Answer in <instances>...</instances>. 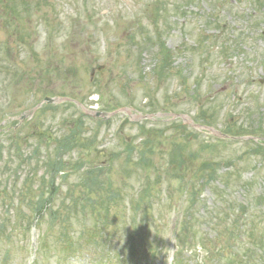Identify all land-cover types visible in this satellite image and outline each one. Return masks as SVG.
Returning a JSON list of instances; mask_svg holds the SVG:
<instances>
[{
  "label": "rangeland",
  "instance_id": "374dc122",
  "mask_svg": "<svg viewBox=\"0 0 264 264\" xmlns=\"http://www.w3.org/2000/svg\"><path fill=\"white\" fill-rule=\"evenodd\" d=\"M1 1L0 188L15 181L22 198L44 199L45 164L65 127L80 124L86 145L61 154L66 176L55 181L54 209L71 213L68 242L46 211L34 221L25 202L0 203L5 235L16 229L0 236V264H229L234 252L238 263L264 264V149L255 146L264 143V3ZM96 97L102 117L90 115ZM13 147L27 164L18 168ZM89 175L104 188L91 191ZM75 201L97 213L58 209ZM232 207L243 217L226 224ZM229 224L237 236L221 256L213 248Z\"/></svg>",
  "mask_w": 264,
  "mask_h": 264
},
{
  "label": "trees",
  "instance_id": "16d2710c",
  "mask_svg": "<svg viewBox=\"0 0 264 264\" xmlns=\"http://www.w3.org/2000/svg\"><path fill=\"white\" fill-rule=\"evenodd\" d=\"M252 1H254V3H256V4L264 3V0H252ZM0 2H2V1L0 0ZM13 9L14 8H11L10 10H13ZM167 54L168 53H164V55H163V56H165L166 59L168 58ZM68 104H70V103H68ZM50 107L51 106L49 105V106H46L44 108H50ZM56 108H57V106H56ZM200 114H198V115L200 116ZM202 117L204 119L205 116H202ZM204 122L206 124L209 123V121L207 119H204ZM81 125H82V123H81ZM79 127H80V124L77 125V126H74V129L65 127L64 133L62 135H59L58 140L56 141L55 145L53 144L51 149H50V150L55 151L58 155H57V157H55V159H52L53 160L52 162H50V163L47 162L45 164L46 165L45 166L46 174L49 175L48 176V180H49L48 183L49 184H48V192H47V195H46V197L44 199H41L42 196H40V197L37 198L36 202H34V200H32L31 197L30 198H22V196H24L26 194V190H25L24 187H18L17 182H15V181H13L12 185L9 184L8 186H5L3 189L0 188V203H1L3 208L8 210V209H11L13 206H15V207H17L19 209L20 206L23 207L19 203L25 202V204H27V206L25 205V207L28 208L27 209L28 211H30L31 213L34 214L35 219L36 218H40L42 216L43 212L46 211L47 214L51 217L52 222H54V223L58 222V224L61 225V228L59 229V233H60L61 237L63 238L62 239L63 242H68L69 231H70V229L68 227L71 225V221H70L71 218H69L68 215L70 216L71 213L67 212L66 214H61L59 210L54 209V204H52V201H53L54 194L58 191V186L55 185L56 179L58 178L59 175L61 177H65L66 176L65 175L66 167H65L64 160L61 157V154H63V153L70 154L72 152V148L73 147H75V149H76L79 146L80 147H84L86 145V143L82 142V140L79 139V138H81V129ZM258 129L261 130V132H262L261 134L264 136V129H261V127H259ZM228 132H229V129L225 133H228ZM244 133L245 134H250V133L253 134V131L246 129L244 131ZM218 140H220V139H218ZM14 142L15 141L13 139V144H14ZM39 144L40 145L42 144V142L40 140H39ZM45 144H48V143L45 142ZM181 145H179L176 148V150H178L180 147H182ZM255 146L257 148L264 149V143H262V142L255 143ZM14 150H15L14 157L18 161L17 165H19L18 166V168H19L20 165L27 164V162L30 160V157L32 159L33 158L34 159L37 158L38 144H34V146L30 149V154H29L30 157H28L26 160L22 159V156H21L22 154L19 155L20 152L17 150V147L14 148ZM45 150H47V149H45ZM140 153H141V156L139 157V160H141V158H142V156L144 154V151L141 150ZM250 154L254 155V152L250 153ZM47 157H50V152L47 153ZM76 161L78 163H77V166L75 167V170L80 167L82 158L78 157ZM206 164L207 163L204 162V166ZM90 168L91 169L86 168L87 169V173H92L94 171V169L98 168V166L91 165ZM13 170L16 171V168H14ZM202 170L203 171L205 170L204 167H203ZM9 173L10 174H8V175L10 177H12L11 172H9ZM213 173H214V171L209 173L207 181L213 179ZM85 178H86V175L84 174V176H82V180H85ZM88 178H92V183H93L92 187H93V189L91 188L90 189L91 191H95V190L97 191L99 189L104 188L102 186V184H101V178L98 175H89ZM97 178L100 180V184L99 185L98 184L96 185ZM197 191H198V189H196V195H198ZM114 196H115V194L112 192L111 195L107 196V198L109 200L111 198H114ZM10 198H15V202H17L18 204L17 205L13 204L14 201L11 202ZM140 199L141 200H139V201H142L145 198L140 197ZM108 200H106V204H107V208H110L109 207L110 202ZM135 203L136 204H135L134 209L136 210L138 207H140V203L139 202H135ZM94 204H96L98 206L102 205L101 201H99V200H94ZM88 207H90L92 213H97V211L93 210L91 208V206H87L86 202H84L83 204H80L79 201L73 202V204L71 206L69 205V206L65 207V205H63L62 207H58V209L61 210L63 208H66V209L71 208V212H72V210H74V208H75V210L73 211L72 215H74L75 218H78L79 217L78 214H83L84 215L86 213V210L88 209ZM8 213H9V211H8ZM13 213L15 214V211ZM217 216H222V215H219L217 213ZM227 216H228V219L225 220L226 224L229 223V222H230V224H233V223L235 224V223H237L238 221H240L242 219L243 214H238L236 212L235 208L232 207L231 212H228ZM229 217H231V219ZM78 221H79V219H78ZM222 221H223V218H222ZM24 222H25V219H23L21 217L18 218V223L19 224H22ZM7 223H8L7 220H5L4 218L0 219V236L4 235V238L8 237V234L5 235V230L6 229H4V225L7 228ZM230 224L227 226L228 230H225V232H224L225 236L221 237L222 239L218 238L219 242H220V246L217 247V248H215V247L213 248V252L214 253L220 252L221 256L224 254V252H226V251L229 252V251L232 250V247H230L231 244H232L231 243V239L234 240L235 235L237 236V233H235V227H231ZM12 230L13 229H11V231ZM105 239L106 238H103V242L105 241ZM202 242H203V244H206L205 241L202 240ZM99 243H100V241H99ZM104 243L107 244L108 242L105 241ZM181 248H183V246H178V250L181 249ZM131 249L133 250L134 247H132ZM205 249L208 252V254H207L208 257L207 258H209V253L211 252V249H208L206 246H205ZM214 253H212V256H213ZM231 254H232L233 257L231 259H229L228 263L229 264H241V263H238V260L236 259V258H238L236 252L231 253ZM118 260H119V257H118ZM176 263H180L181 264V261L179 259H177Z\"/></svg>",
  "mask_w": 264,
  "mask_h": 264
},
{
  "label": "water",
  "instance_id": "95a60500",
  "mask_svg": "<svg viewBox=\"0 0 264 264\" xmlns=\"http://www.w3.org/2000/svg\"><path fill=\"white\" fill-rule=\"evenodd\" d=\"M57 101H58V99H56V98H49V97H45V98H44V102H46V103H48V104H50V103H55V102H57ZM39 106H40V104H38L37 107H39ZM96 115H97V116H100V115H102V113L97 112ZM24 118H25V114H22L21 117H20V119H24Z\"/></svg>",
  "mask_w": 264,
  "mask_h": 264
}]
</instances>
